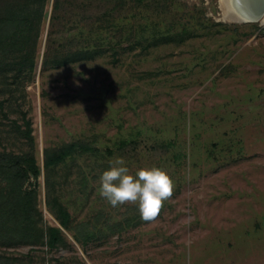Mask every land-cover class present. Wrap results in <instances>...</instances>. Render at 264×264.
Segmentation results:
<instances>
[{
	"label": "rangeland",
	"instance_id": "1",
	"mask_svg": "<svg viewBox=\"0 0 264 264\" xmlns=\"http://www.w3.org/2000/svg\"><path fill=\"white\" fill-rule=\"evenodd\" d=\"M53 2L38 20L34 71L0 74V152L29 148L19 136L26 120L40 165L48 147H99L55 173L83 244L65 231L58 247L0 244V255L30 264H264V25L224 21L218 0H114L103 52L45 67ZM72 2L62 0L65 21L99 16L92 6L74 14ZM118 157L134 178L156 167L173 180L155 220L99 195ZM35 205L40 225L58 226L43 175Z\"/></svg>",
	"mask_w": 264,
	"mask_h": 264
},
{
	"label": "trees",
	"instance_id": "2",
	"mask_svg": "<svg viewBox=\"0 0 264 264\" xmlns=\"http://www.w3.org/2000/svg\"><path fill=\"white\" fill-rule=\"evenodd\" d=\"M114 0H75L70 5L74 11L92 6L99 16L89 21L69 19L65 21L62 13V0H54L49 17L48 30L43 54V65H66L78 60L91 59L96 53L103 52L110 44L106 33L110 30L111 17L107 5ZM117 5L125 0H115ZM140 2L141 0H133ZM39 2V4H38ZM0 0V74L12 71L31 74L35 69V38L40 31V16L46 0ZM3 7H1V5ZM136 10V9H135ZM128 11V13L132 12ZM137 12H133L136 14ZM132 14V13H131ZM74 30V31H73ZM94 30V31H92ZM99 34L96 39L92 32ZM52 59V61H51ZM19 128V127H18ZM19 136L29 146L22 153L0 152V244L44 245L50 249L65 243L64 232H71L76 243L83 244L75 233L72 215L57 194V169L79 155L96 154L99 147L87 140H75L43 150L42 165L35 154V142L31 123L26 120ZM121 142V149L133 145ZM159 148L168 149V144ZM110 152V151H108ZM43 175L45 207L58 226H42V215L35 205L39 177ZM26 183L32 186L26 188ZM89 240H92L93 233ZM0 264H30L20 258L0 255Z\"/></svg>",
	"mask_w": 264,
	"mask_h": 264
},
{
	"label": "clouds",
	"instance_id": "3",
	"mask_svg": "<svg viewBox=\"0 0 264 264\" xmlns=\"http://www.w3.org/2000/svg\"><path fill=\"white\" fill-rule=\"evenodd\" d=\"M110 168L102 173L99 181V195L112 207L137 204L141 218L155 220L165 201L172 197L174 182L160 168L140 169L135 178L124 166L122 157L110 161Z\"/></svg>",
	"mask_w": 264,
	"mask_h": 264
},
{
	"label": "water",
	"instance_id": "4",
	"mask_svg": "<svg viewBox=\"0 0 264 264\" xmlns=\"http://www.w3.org/2000/svg\"><path fill=\"white\" fill-rule=\"evenodd\" d=\"M233 14L237 23L264 24V0H242V3L234 7Z\"/></svg>",
	"mask_w": 264,
	"mask_h": 264
},
{
	"label": "bare ground",
	"instance_id": "5",
	"mask_svg": "<svg viewBox=\"0 0 264 264\" xmlns=\"http://www.w3.org/2000/svg\"><path fill=\"white\" fill-rule=\"evenodd\" d=\"M222 11V18L224 21L237 23L236 17L233 14L234 7L242 3V0H218ZM260 23V22H259ZM262 25H264L262 23Z\"/></svg>",
	"mask_w": 264,
	"mask_h": 264
}]
</instances>
